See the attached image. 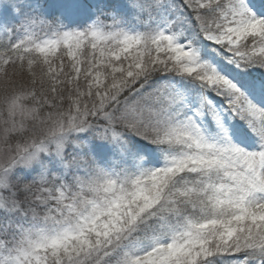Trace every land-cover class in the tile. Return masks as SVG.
Here are the masks:
<instances>
[{
	"label": "snow or ice",
	"instance_id": "obj_1",
	"mask_svg": "<svg viewBox=\"0 0 264 264\" xmlns=\"http://www.w3.org/2000/svg\"><path fill=\"white\" fill-rule=\"evenodd\" d=\"M0 264H264V0H0Z\"/></svg>",
	"mask_w": 264,
	"mask_h": 264
}]
</instances>
